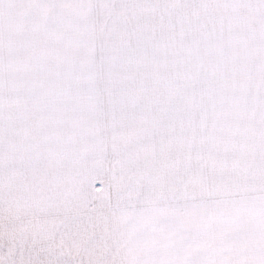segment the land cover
<instances>
[{"label":"snow or ice","instance_id":"obj_1","mask_svg":"<svg viewBox=\"0 0 264 264\" xmlns=\"http://www.w3.org/2000/svg\"><path fill=\"white\" fill-rule=\"evenodd\" d=\"M0 264H264V0H0Z\"/></svg>","mask_w":264,"mask_h":264}]
</instances>
